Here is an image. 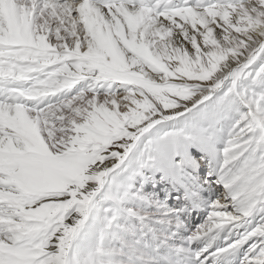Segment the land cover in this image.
Returning a JSON list of instances; mask_svg holds the SVG:
<instances>
[{
  "label": "snow or ice",
  "instance_id": "obj_1",
  "mask_svg": "<svg viewBox=\"0 0 264 264\" xmlns=\"http://www.w3.org/2000/svg\"><path fill=\"white\" fill-rule=\"evenodd\" d=\"M0 264H264V0H0Z\"/></svg>",
  "mask_w": 264,
  "mask_h": 264
}]
</instances>
